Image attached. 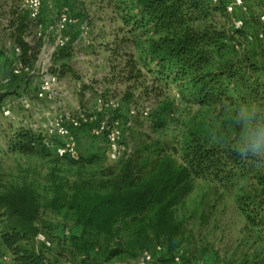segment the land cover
I'll list each match as a JSON object with an SVG mask.
<instances>
[{
    "label": "trees",
    "instance_id": "16d2710c",
    "mask_svg": "<svg viewBox=\"0 0 264 264\" xmlns=\"http://www.w3.org/2000/svg\"><path fill=\"white\" fill-rule=\"evenodd\" d=\"M228 1L213 4L211 0H123L119 8L122 30L138 54H127L122 67L112 68L117 74L115 81L130 83V91L144 87L150 90L148 94L153 92L157 96L160 89L175 85L186 101L207 108L223 102L230 106L248 104V96L264 88L248 74L249 70L258 72L257 62L249 61L245 68L240 60L226 54L237 36L230 35L229 30L214 24L197 25L211 18L213 11L225 12ZM244 26L237 34L246 33ZM9 27L14 28L12 35L22 48L23 62L33 66L39 44L31 46L25 41L26 19L11 21ZM258 42L261 40L250 43L264 57ZM3 55L0 50V58ZM71 55L68 46L57 57L63 60ZM72 71L66 63L60 75ZM16 77L11 74V80ZM5 95H0V104ZM131 97H124L127 106ZM14 137L13 147L23 153H31L43 143L41 135L28 127L16 128ZM80 143L79 136L82 159L78 162L95 161V153L88 157ZM179 145L170 151L153 140L114 164L100 166L72 180L51 174L52 194L46 206L70 215L80 228L69 239L83 262L136 258L142 249L162 244L165 250L153 264H177L174 255L184 243L185 230L176 210L193 192L194 179L217 181L230 187L234 178L256 177L252 176L255 163L241 159L235 148L210 143L198 133L186 136ZM236 203L248 224L264 236V199L242 185ZM40 216L38 195L31 185L12 186L0 192V236L10 264H59L52 258L51 245L36 240L40 231L49 237Z\"/></svg>",
    "mask_w": 264,
    "mask_h": 264
},
{
    "label": "rangeland",
    "instance_id": "374dc122",
    "mask_svg": "<svg viewBox=\"0 0 264 264\" xmlns=\"http://www.w3.org/2000/svg\"><path fill=\"white\" fill-rule=\"evenodd\" d=\"M23 1L0 0V47H4L6 42L13 38V31H10L8 27L11 21L18 22L21 17H24L28 26L34 25V22L27 18ZM64 2L71 6L72 13L77 19L89 21L92 35V44L89 47H81V51L72 54L70 59L58 60L57 56L55 58L59 72L66 63L70 64L73 70L64 75L69 78L67 86L70 93L67 95H71L66 97L67 106L74 110L79 107L100 117L117 116L123 123L129 115V110L134 109L132 136L128 141L131 150H136L144 143L158 140L171 151L180 146L183 138L195 133L201 134L210 143L235 148L234 138L242 135L244 130V117L240 110L246 105L264 108V88L258 94H250L248 104L230 106L227 102H223L213 108L189 103L175 85L160 89L161 94L158 96L153 92L148 94L150 90L147 91L144 87L130 91V83L118 79L115 81L117 74L112 70L114 66H123L127 54L132 52L138 54L130 42V37L122 30L123 21L119 8L123 0H44L41 20L49 21L54 18L56 11L50 8V3L57 4L59 7ZM246 4L248 5L244 26L246 33L243 35L239 33L233 38L232 41L235 42L229 44L226 54L240 60L245 68L249 67V61L257 62L258 72L249 70L248 74L256 83L264 84V57L257 53L255 44L245 39L246 34H256L263 27L258 18L264 11V0H247ZM241 13L239 9H236L233 14L226 10L225 12L216 10L213 11L211 18L203 19L197 22V25L214 24L219 28L231 30L232 17L234 15L239 17ZM78 32V24L73 25L71 34L74 39ZM235 43L239 44V49ZM256 45L260 50L264 49V42H258ZM114 54L122 57L116 58ZM0 59V78H3L12 72L13 56L4 53ZM145 74L149 76L147 72ZM148 84L152 86L150 81ZM84 85L88 87L84 89ZM35 89V82L27 74H22L11 80L9 84L0 86V95L6 94L0 104V192L12 186L24 184L31 185L35 189L41 206L40 223L49 235L52 258L59 264H89L91 262L93 264H137L139 255L136 258L110 260L99 258V261L83 262L69 239L78 234L80 228L70 215L57 213L47 208L46 205L52 194L51 174L55 172L72 180L77 175L92 173L100 166L105 167L115 162L111 161L105 151H100L99 148V151H95L96 157L92 163L61 160L50 141L47 140H43L42 145H38L31 153L16 150L13 147L15 129L27 128L26 125L35 123L42 124L45 120V117L36 115L32 110H26L20 100L22 95L33 92ZM127 94L132 95L128 106L124 102ZM8 108L10 113L7 115L5 110ZM145 111H148L147 115ZM79 136L80 142L87 148H92L91 146L94 147L96 144L95 138L86 129L81 130ZM252 176L256 177L248 176L245 180L234 178L233 185L230 187L217 181L194 179L193 192L176 210L178 219L184 223L188 238L193 236L196 225L211 226V228L235 225L238 228L243 224L245 229L244 225L248 222L236 203V194L243 185L247 191L256 192L264 199V182L259 183V178L264 180V165L255 164ZM7 253L0 236V264H10ZM263 254L264 239L260 255L263 257ZM262 257L259 260L261 262H263ZM244 258L242 257L240 261L242 262ZM188 262V257H185L181 264Z\"/></svg>",
    "mask_w": 264,
    "mask_h": 264
},
{
    "label": "built area",
    "instance_id": "2783aa9c",
    "mask_svg": "<svg viewBox=\"0 0 264 264\" xmlns=\"http://www.w3.org/2000/svg\"><path fill=\"white\" fill-rule=\"evenodd\" d=\"M213 4H219L221 0H211ZM23 5L29 21L28 29L24 33L25 41L35 46L39 44L37 60L33 66L25 64L22 60V48L10 38L4 47H0L5 54L13 56V67L11 74L27 76L35 82L36 89L21 96L20 100L26 110H32L36 115L45 117L42 124L35 123L26 125L28 128L39 133L43 140L54 148L57 156L74 161L81 160L79 151V133L86 129L94 137H102L105 140V153L107 157L117 162L131 155L129 139L132 136L134 109L129 110L127 119L122 122L120 118L113 115L100 117L98 114L89 113L77 107L75 110L67 106L66 97L70 93L67 83L69 78L61 76L55 64V58L62 49L71 47V53L77 54L83 46L92 44L91 26L88 20H79L72 13V8L64 2L61 6L50 3V8L56 11L52 20L42 21L44 0H24ZM239 9L241 16L232 17L230 35H237V31L245 25V14L248 13L246 0H229L226 11L230 14ZM263 24L262 29L256 33L247 35V42L255 40L264 41V11L258 18ZM78 24L79 32L74 39L71 27ZM9 27V26H8ZM10 31L14 28L9 27ZM239 49V44L235 43ZM96 64V63H95ZM11 74L0 78V86L11 82ZM42 112V114H40ZM10 109L5 110L9 114ZM145 115L148 111L144 112ZM35 127V128H34ZM36 240L50 246L47 234L40 231ZM165 250L164 245L158 244L142 249L136 260L137 264H153L158 256ZM184 250L180 248L174 255V262L181 264ZM264 257V254H263Z\"/></svg>",
    "mask_w": 264,
    "mask_h": 264
},
{
    "label": "crops",
    "instance_id": "0c3cea01",
    "mask_svg": "<svg viewBox=\"0 0 264 264\" xmlns=\"http://www.w3.org/2000/svg\"><path fill=\"white\" fill-rule=\"evenodd\" d=\"M94 138L96 144L92 148L80 143L81 150L86 154L95 153L99 149L105 151L104 138ZM245 225V229L243 224L238 228L235 225L221 228L196 225L193 236L189 238L184 227L185 240L181 248L184 250V259L188 257L189 262L186 264H261L259 260L262 257L260 253L264 236L257 228L247 224V229ZM241 256L245 257L242 262Z\"/></svg>",
    "mask_w": 264,
    "mask_h": 264
},
{
    "label": "clouds",
    "instance_id": "9594fccd",
    "mask_svg": "<svg viewBox=\"0 0 264 264\" xmlns=\"http://www.w3.org/2000/svg\"><path fill=\"white\" fill-rule=\"evenodd\" d=\"M244 117L243 134L234 138L237 155L258 165H264V108L246 105L241 110Z\"/></svg>",
    "mask_w": 264,
    "mask_h": 264
}]
</instances>
